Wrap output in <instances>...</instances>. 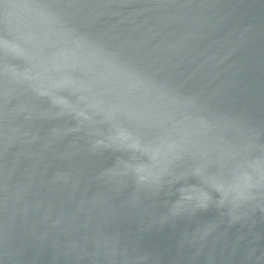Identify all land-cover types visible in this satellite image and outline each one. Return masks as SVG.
<instances>
[{"label": "water", "instance_id": "obj_1", "mask_svg": "<svg viewBox=\"0 0 264 264\" xmlns=\"http://www.w3.org/2000/svg\"><path fill=\"white\" fill-rule=\"evenodd\" d=\"M0 264H264V0H0Z\"/></svg>", "mask_w": 264, "mask_h": 264}]
</instances>
